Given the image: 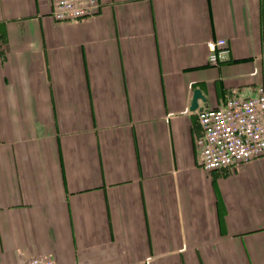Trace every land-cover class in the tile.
Listing matches in <instances>:
<instances>
[{
	"label": "crops",
	"instance_id": "obj_1",
	"mask_svg": "<svg viewBox=\"0 0 264 264\" xmlns=\"http://www.w3.org/2000/svg\"><path fill=\"white\" fill-rule=\"evenodd\" d=\"M49 10L0 0V264H264V155L203 169L189 109L264 80V0Z\"/></svg>",
	"mask_w": 264,
	"mask_h": 264
},
{
	"label": "built area",
	"instance_id": "obj_2",
	"mask_svg": "<svg viewBox=\"0 0 264 264\" xmlns=\"http://www.w3.org/2000/svg\"><path fill=\"white\" fill-rule=\"evenodd\" d=\"M51 17L78 22L93 15L99 0H49ZM208 63L218 65L229 53L224 38L206 42ZM253 95L233 94L221 104L196 112L194 142L199 164L207 171L235 170L244 161L264 155V80ZM21 264H54L50 258L31 256Z\"/></svg>",
	"mask_w": 264,
	"mask_h": 264
},
{
	"label": "water",
	"instance_id": "obj_3",
	"mask_svg": "<svg viewBox=\"0 0 264 264\" xmlns=\"http://www.w3.org/2000/svg\"><path fill=\"white\" fill-rule=\"evenodd\" d=\"M243 96H248V95H253L252 93H245L242 94ZM199 102L202 103V105H199ZM207 103L205 101V96L203 95V93L201 92V90L199 88H195L193 90V94H192V98L190 101V106L189 109L191 110H195V111H200L204 108H207Z\"/></svg>",
	"mask_w": 264,
	"mask_h": 264
}]
</instances>
